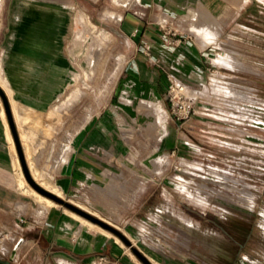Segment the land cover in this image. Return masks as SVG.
I'll list each match as a JSON object with an SVG mask.
<instances>
[{"label": "crops", "instance_id": "1", "mask_svg": "<svg viewBox=\"0 0 264 264\" xmlns=\"http://www.w3.org/2000/svg\"><path fill=\"white\" fill-rule=\"evenodd\" d=\"M5 1L0 8V88L5 96V103L0 96V260L100 264L103 256V264H139L116 235L99 230L62 203L39 199L21 182L25 176L14 132L26 169L38 185L119 229L152 264H202L182 248L168 250L169 240L155 237L150 228L156 223L168 230L173 222L172 201L162 206L161 213L167 214L163 221L155 193L159 177L169 176L165 165L184 139L164 98L163 70L148 61L144 46L181 81L194 85L205 68L209 41L205 35H192L198 30L192 20L197 14L220 16L222 0L103 2L102 14L116 11L119 16L122 53L117 67L104 75L110 86L98 109L93 106L80 122L71 117L65 125L52 124L48 117L61 110V97L73 78L66 48L72 19L80 1L87 6L91 2L94 10L99 0H40L56 4L55 14L68 17L63 29L39 23L18 28L15 5L30 0ZM81 9L86 16L92 14L87 7ZM52 32L54 47L47 45ZM154 122L162 125L160 137L152 129Z\"/></svg>", "mask_w": 264, "mask_h": 264}, {"label": "rangeland", "instance_id": "2", "mask_svg": "<svg viewBox=\"0 0 264 264\" xmlns=\"http://www.w3.org/2000/svg\"><path fill=\"white\" fill-rule=\"evenodd\" d=\"M103 2L97 1L94 10L91 2L78 3L80 11L72 19L66 46L73 78L61 97V110L48 117L52 124L65 125L71 117L80 122L93 106L98 109L110 86L104 75L117 67L124 44L119 16L116 11L102 14ZM221 3L220 16L197 14L192 20L198 29L192 35H205L209 41L200 80L185 84L196 113L182 125L175 121L184 143L165 165L169 176L159 177L155 193L163 221L167 214L161 213L162 206L167 199L172 201L173 226L165 230L153 223L150 228L155 237L169 240L168 250L182 248L202 264H264V0ZM5 6L0 0V8ZM15 7L20 13L15 20L18 28L39 23L63 29L68 21L55 14L54 3L18 1ZM82 7L92 14L86 16ZM51 35L54 32L47 34V45L54 47ZM161 127L159 122L152 124L156 137ZM21 180L31 190L27 180Z\"/></svg>", "mask_w": 264, "mask_h": 264}, {"label": "built area", "instance_id": "3", "mask_svg": "<svg viewBox=\"0 0 264 264\" xmlns=\"http://www.w3.org/2000/svg\"><path fill=\"white\" fill-rule=\"evenodd\" d=\"M144 52L148 61L154 65L162 68L165 78L167 80V88L164 93L165 100L168 101V111L174 121L182 125L187 123L196 113L194 100L191 97L190 91L187 89L186 83L181 81L178 76L163 65L160 57L150 54L149 47L144 46ZM100 264L106 263L105 257L99 258Z\"/></svg>", "mask_w": 264, "mask_h": 264}, {"label": "water", "instance_id": "4", "mask_svg": "<svg viewBox=\"0 0 264 264\" xmlns=\"http://www.w3.org/2000/svg\"><path fill=\"white\" fill-rule=\"evenodd\" d=\"M0 96H1V98L3 100V102L5 103V96H4V93H3L1 88H0ZM11 128H12V126H11ZM12 131H13V128H12ZM13 135H14V139H15V143H16L15 145H16L17 153H18V156H19V160H20V163H21V166H22V170H23L24 176H25L27 182L30 184V186L32 188H34L37 192H39L43 196L48 197V198H50L53 201H56V202L64 204L66 207L72 209L73 211H75L79 215L83 216L84 218H87L88 220H90V221L102 226L103 228L109 230L110 232H112L113 234L118 236L123 241V243L128 245L130 247V249L133 251V253L138 257V259L143 264H152V262L146 256H144L139 250H137L132 245V243L129 241V239L119 229H117L113 225L105 222L104 220L100 219L99 217H97V216H95V215H93V214H91V213H89V212H87V211H85V210H83V209H81V208H79V207L67 202V201H64L62 198H60L55 193H53V192H51L49 190H46L43 187H41L40 185H38L32 179V177L29 175V173H28V171L26 169L23 157H22V152L20 150V146H19V144H18V142L16 140L14 132H13Z\"/></svg>", "mask_w": 264, "mask_h": 264}, {"label": "bare ground", "instance_id": "5", "mask_svg": "<svg viewBox=\"0 0 264 264\" xmlns=\"http://www.w3.org/2000/svg\"><path fill=\"white\" fill-rule=\"evenodd\" d=\"M91 48V47H90ZM91 53V52H90ZM100 58V57H99ZM91 60V59H90ZM89 64V63H88ZM2 85V84H1ZM3 86V85H2ZM3 89H6L7 90V88H6V86H3L2 87ZM9 91V90H8ZM9 93V92H8ZM7 93V94H8ZM9 95V94H8ZM11 100H13V99H11ZM10 100V101H11ZM14 101V100H13ZM1 103V102H0ZM11 103H13V102H11ZM14 104L15 103H13V108L12 109H14L13 111H14V115H15V117H16V119L18 120V116H17V110H16V106H14ZM2 106V105H1ZM0 114H1V116H2V114L4 115V113H3V111H2V113H1V111H0ZM4 117V116H3ZM2 119V118H1ZM4 120H6L5 119V117H4ZM19 122V121H18ZM6 125H7V122H6ZM7 134V133H6ZM10 134V133H9ZM8 135V134H7ZM16 160V159H15ZM16 162V161H15ZM31 190L32 191H34L41 199L42 198H44V199H46V201L48 202V203H54L53 202V200H51L50 198H48V197H45V196H43L42 194H40L39 192H37L34 188H31ZM53 191V190H52ZM54 192V191H53ZM80 217H83V216H80ZM84 218V217H83ZM85 219V221H87V222H89V223H93L92 221H90V220H88L87 218H84ZM96 225V227L99 229V230H101V231H103V232H105V233H108V234H110V231L109 230H107V229H105V228H103L102 226H100V225H98V224H95ZM112 233V232H111ZM115 235V234H114ZM116 237V236H115ZM118 237V236H117ZM116 237V239H118ZM0 264H5L3 261H1L0 260Z\"/></svg>", "mask_w": 264, "mask_h": 264}, {"label": "flooded vegetation", "instance_id": "6", "mask_svg": "<svg viewBox=\"0 0 264 264\" xmlns=\"http://www.w3.org/2000/svg\"><path fill=\"white\" fill-rule=\"evenodd\" d=\"M17 40H19L18 38H16Z\"/></svg>", "mask_w": 264, "mask_h": 264}]
</instances>
